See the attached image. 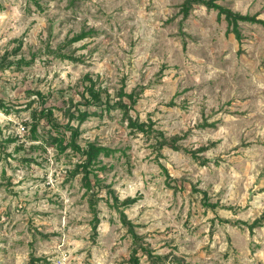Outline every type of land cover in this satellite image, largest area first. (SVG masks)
I'll return each mask as SVG.
<instances>
[{"label": "rangeland", "instance_id": "rangeland-1", "mask_svg": "<svg viewBox=\"0 0 264 264\" xmlns=\"http://www.w3.org/2000/svg\"><path fill=\"white\" fill-rule=\"evenodd\" d=\"M183 2L0 0V55L26 61L0 69V98L11 105L0 108V264L32 255L38 264H129L135 246L112 191L135 198L123 212L158 264H264V225L248 227L264 213V25L239 22L238 41L223 14L195 4L184 16ZM217 3L264 20V0ZM87 75L113 99L133 90L131 114L164 138L210 144L200 153L208 161L159 148L118 108L85 104ZM44 105L60 123L76 108L97 113L70 120L81 147L110 148L92 167L95 231L82 174H73L81 155L48 143L47 125L32 136V111Z\"/></svg>", "mask_w": 264, "mask_h": 264}, {"label": "trees", "instance_id": "trees-1", "mask_svg": "<svg viewBox=\"0 0 264 264\" xmlns=\"http://www.w3.org/2000/svg\"><path fill=\"white\" fill-rule=\"evenodd\" d=\"M218 0H184L181 5V12H183L184 16H187L189 13V9L193 7L195 4H200L206 7L207 9H214L218 11L219 14H223L225 20L230 26V31L234 33L235 38L240 41L241 35L238 29L239 22H257L264 25V20L258 18L254 14H242L240 12L231 10L230 8L217 3ZM85 31H80L79 33L75 34L71 38V42L75 40L82 39L86 36ZM8 52L3 53L0 55V69L8 67L9 65L19 64L20 62L26 61H15V60H7ZM84 86L83 90L80 91V97L84 101L85 104L88 106H95V107H104L106 111L110 109L118 108L122 115L127 119L128 126L131 129H135L137 131H142L145 133H152L154 134L156 141L158 143V147L161 148L163 145H168L173 149H181L184 152L188 153L192 158L197 159L201 164H204L208 161L200 153L205 151L209 148V145H202L197 148H187L180 144H177L178 136H172L169 139L163 137L162 131L155 130L153 128V123L149 119L148 121H143L138 118L136 115H132L131 111L133 110L136 104V93L132 90V92L127 93L120 88L116 94L115 98H111L110 93L107 89L102 87H96L95 81L89 75L85 76L84 79ZM36 94L40 97V101L43 102V98L39 91H36ZM29 104V103H28ZM11 105L4 102L2 98H0V108L9 113ZM103 111V109H101ZM100 111V112H101ZM90 113L88 109H81L76 108L74 113H69V119L65 123H60L53 114L52 108L48 106H40L37 107L32 111V121L30 123V129L32 136H35V132H37L38 128L44 125L48 126V137L46 136V140L48 139V143L55 146L60 152L64 151L65 149L69 148L74 153L77 152L81 155V161L76 164V168L73 171V174L76 172H80L82 184L85 187V191L89 193V202L91 207V214H92V229L95 231L97 225L99 224L100 220H98L97 211L95 208V204L97 201L96 193L93 190L92 185V178L96 179L98 173L94 171L92 168L94 164H96L97 158L100 154H108L110 148L107 146H101L94 142L88 143L85 147H81L78 142V136L80 134L78 125L70 124V120L76 118L78 120V124L81 123L83 120L86 119L87 116L90 114H97L95 111ZM43 123L41 125V121ZM68 131L69 135L65 132ZM163 137V138H162ZM162 138V139H160ZM106 165L100 166L97 170H104ZM174 187V186H173ZM197 190L196 188H194ZM113 197L112 205L116 208L119 213L120 220L122 221L123 225L127 228V231L130 233L132 242L134 243L135 250L132 252L131 256L128 259L129 264H139V255L137 252L139 250L142 251L143 254H146L147 257L151 259L152 263L158 264V262L162 261L161 256L153 255L150 248H148L147 244H144L140 235H138L134 230V224L129 220L126 219L125 213L123 212V207H126L135 202V198L127 197L123 200H119L116 195L111 192ZM202 198H203V205L213 209L216 204L207 201V194L205 191H202ZM261 226L264 225V213L259 215V217L255 218L254 221L248 226L250 229H253L254 226ZM39 261H42L41 258L34 257L33 255L29 259L28 264H38Z\"/></svg>", "mask_w": 264, "mask_h": 264}]
</instances>
